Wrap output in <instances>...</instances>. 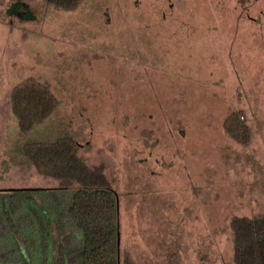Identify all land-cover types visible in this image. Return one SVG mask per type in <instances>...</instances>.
Returning <instances> with one entry per match:
<instances>
[{
    "label": "rangeland",
    "instance_id": "1",
    "mask_svg": "<svg viewBox=\"0 0 264 264\" xmlns=\"http://www.w3.org/2000/svg\"><path fill=\"white\" fill-rule=\"evenodd\" d=\"M29 76L57 105L21 133L8 95ZM62 135L119 194L134 264H234L230 217L264 212V0H0V189L66 185L21 152Z\"/></svg>",
    "mask_w": 264,
    "mask_h": 264
},
{
    "label": "trees",
    "instance_id": "2",
    "mask_svg": "<svg viewBox=\"0 0 264 264\" xmlns=\"http://www.w3.org/2000/svg\"><path fill=\"white\" fill-rule=\"evenodd\" d=\"M44 1L72 9L79 0ZM20 5L12 2L6 14ZM23 13L31 14L26 8ZM8 98L21 133L42 122L57 105L48 85L33 76L14 84ZM223 126L232 137L247 140L238 112H230ZM79 149L77 141L67 135L23 143L21 152L38 174L68 183L0 189V264H134L126 253H120V240L117 247L119 194L103 170L89 165ZM228 226L233 263L264 264V212L235 214ZM70 232L77 238L72 247Z\"/></svg>",
    "mask_w": 264,
    "mask_h": 264
},
{
    "label": "water",
    "instance_id": "3",
    "mask_svg": "<svg viewBox=\"0 0 264 264\" xmlns=\"http://www.w3.org/2000/svg\"><path fill=\"white\" fill-rule=\"evenodd\" d=\"M14 188H17V187H10V188H8V189H14ZM20 188H28V187H20ZM116 208H117V210H118V198H117V196H116ZM119 240H120V233H119V231L117 230V247L119 246Z\"/></svg>",
    "mask_w": 264,
    "mask_h": 264
}]
</instances>
